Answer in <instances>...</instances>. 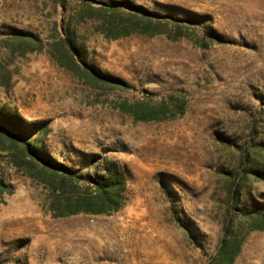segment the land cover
<instances>
[{"label": "rangeland", "instance_id": "1", "mask_svg": "<svg viewBox=\"0 0 264 264\" xmlns=\"http://www.w3.org/2000/svg\"><path fill=\"white\" fill-rule=\"evenodd\" d=\"M130 4L190 37L108 38ZM69 29L107 83L49 53ZM0 111V264H264V0H0ZM112 167L120 210L56 216Z\"/></svg>", "mask_w": 264, "mask_h": 264}, {"label": "trees", "instance_id": "2", "mask_svg": "<svg viewBox=\"0 0 264 264\" xmlns=\"http://www.w3.org/2000/svg\"><path fill=\"white\" fill-rule=\"evenodd\" d=\"M129 3V2H128ZM131 5V4H130ZM130 10H124L122 6L113 7L110 11L112 14L123 13L126 23L123 29L117 30L112 22L106 19L105 22L111 26L112 30L107 35L108 38H120L132 33H139L148 36L158 34H167L170 39H179L182 37H190L189 34L183 32V27L180 24H175L173 28L168 29L166 19L154 18L151 13H140V7L131 5ZM151 14V15H149ZM17 39L27 45V50L41 51V40L38 37L29 34H19ZM49 53L58 62L59 65L65 67L69 71L75 73L81 78H85L87 82L92 84L107 83L106 76L102 75L95 68L88 65L87 48L84 42L76 44L74 40V32L69 29L68 36L57 39L53 44ZM163 110H150L146 106L142 107L141 111L135 112L136 121H157L163 119ZM178 114L173 112L172 117ZM21 120L18 115H8L0 111V136H7L11 141L17 139L21 132ZM96 193L94 197L85 195L76 203L68 204L65 210L61 211L56 216H67L77 213L91 214H111L123 206L125 189L124 175L115 170L113 167L109 169V173L101 177V180H96ZM253 224V230L264 231V210L259 213ZM239 251V245H234L232 242L225 250V264H231L236 254Z\"/></svg>", "mask_w": 264, "mask_h": 264}]
</instances>
